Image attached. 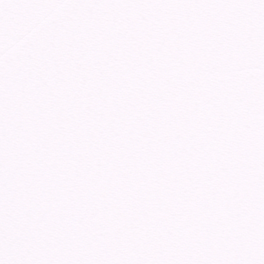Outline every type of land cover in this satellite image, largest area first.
I'll return each mask as SVG.
<instances>
[{
	"label": "water",
	"instance_id": "1",
	"mask_svg": "<svg viewBox=\"0 0 264 264\" xmlns=\"http://www.w3.org/2000/svg\"><path fill=\"white\" fill-rule=\"evenodd\" d=\"M0 264H264V0H0Z\"/></svg>",
	"mask_w": 264,
	"mask_h": 264
}]
</instances>
